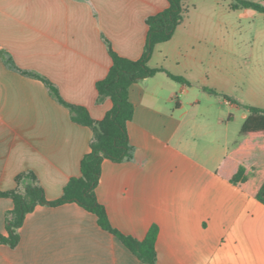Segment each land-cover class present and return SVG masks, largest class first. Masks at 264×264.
Instances as JSON below:
<instances>
[{"label":"crops","instance_id":"0c3cea01","mask_svg":"<svg viewBox=\"0 0 264 264\" xmlns=\"http://www.w3.org/2000/svg\"><path fill=\"white\" fill-rule=\"evenodd\" d=\"M231 1L217 0L219 11L239 19L260 13L233 10ZM187 3L183 21L169 41L156 45L149 65L182 75L189 84L159 71L131 86L134 112L127 132L133 156L102 161L96 196L112 226L124 234L142 240L152 224L158 226L157 264H264V205L254 197L264 178V135L230 136L222 127L232 114L216 119L198 111V98L185 99L197 83L177 69L180 62L172 69L166 65L169 47L188 54L199 45L225 44L213 39L214 30L223 37L227 32L224 15L216 20L215 14L200 12L197 0ZM167 4L0 0L1 191L16 187L18 173L32 171L46 198H58L69 178L79 175L92 138L43 81L20 70L47 78L66 102L86 107L100 120L112 106L109 98L97 100L95 89L111 65L108 43L123 57L139 58L146 18ZM239 166L246 180L232 183ZM12 207L11 198L0 197V233L5 234V214ZM19 235L13 248L0 244V264H146L74 202L37 205Z\"/></svg>","mask_w":264,"mask_h":264},{"label":"trees","instance_id":"16d2710c","mask_svg":"<svg viewBox=\"0 0 264 264\" xmlns=\"http://www.w3.org/2000/svg\"><path fill=\"white\" fill-rule=\"evenodd\" d=\"M187 2L188 0H167L168 4L163 10L146 18L147 35L143 52L139 58L123 57L117 54L108 43L111 65L105 77L96 81L95 89L97 100L109 98L112 106L100 120L93 119L86 107L66 102L59 94L57 87L47 78L20 70L25 75L43 81L51 96L69 109L72 120L92 131V138L89 142V151L80 160L79 175L69 178L58 198L54 200L46 198L43 187L32 171L18 173L15 176V188L6 191L0 190V197H9L13 202V207L5 214V234L0 233V244L12 248L18 244L19 228L23 224L26 214L37 205L57 206L74 202L93 213L98 225L117 237L139 260L146 264H157L155 242L158 226L152 224L142 240L122 233L110 223L105 207L97 199L95 188L99 182L101 163L104 159L121 162L133 156V146L129 142L127 132V123L134 112V104L129 98L131 86L159 71L166 72L167 76L176 82L189 84L182 75L174 74L160 66L149 65V59L156 45L169 41L177 26L183 21L190 8ZM229 7L233 10L252 8L257 12L264 13V4L252 0H233ZM7 61L11 63L10 59ZM10 65L16 68L12 63ZM209 91L219 93L215 89H209ZM223 97L236 103L225 94ZM244 108L248 114L240 127L239 137L250 133L264 135V107L246 105ZM245 180V168L239 166L230 181L237 183ZM254 197L264 205V178L257 187Z\"/></svg>","mask_w":264,"mask_h":264},{"label":"rangeland","instance_id":"374dc122","mask_svg":"<svg viewBox=\"0 0 264 264\" xmlns=\"http://www.w3.org/2000/svg\"><path fill=\"white\" fill-rule=\"evenodd\" d=\"M197 3L200 12L211 16L215 14L216 20L220 14L227 19L224 37L216 29L213 38L225 44L215 48L199 45L195 48L196 52L188 54L178 53L169 47L166 65L172 69L175 62H180L177 69L197 83L198 86L193 87L185 99L198 98L199 103L195 107L198 111L209 112L216 119L232 114L222 128H226L235 138L243 122L242 114L248 112L244 106L264 107V13L239 19L236 13H221L217 0H197ZM203 87L216 88L220 92L212 93ZM224 94L233 99L237 106L224 102Z\"/></svg>","mask_w":264,"mask_h":264}]
</instances>
